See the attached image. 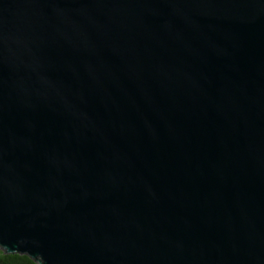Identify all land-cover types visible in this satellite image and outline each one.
Masks as SVG:
<instances>
[{"label": "water", "instance_id": "95a60500", "mask_svg": "<svg viewBox=\"0 0 264 264\" xmlns=\"http://www.w3.org/2000/svg\"><path fill=\"white\" fill-rule=\"evenodd\" d=\"M0 249L264 264V0H0Z\"/></svg>", "mask_w": 264, "mask_h": 264}, {"label": "trees", "instance_id": "16d2710c", "mask_svg": "<svg viewBox=\"0 0 264 264\" xmlns=\"http://www.w3.org/2000/svg\"><path fill=\"white\" fill-rule=\"evenodd\" d=\"M0 264H37L25 254H6L0 249Z\"/></svg>", "mask_w": 264, "mask_h": 264}]
</instances>
